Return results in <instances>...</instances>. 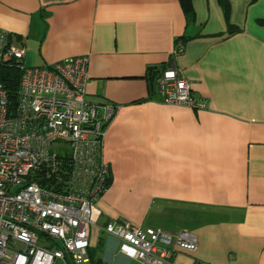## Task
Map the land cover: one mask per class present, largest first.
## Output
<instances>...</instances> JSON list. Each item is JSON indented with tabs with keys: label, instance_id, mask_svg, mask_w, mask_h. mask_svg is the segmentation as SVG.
<instances>
[{
	"label": "crops",
	"instance_id": "1",
	"mask_svg": "<svg viewBox=\"0 0 264 264\" xmlns=\"http://www.w3.org/2000/svg\"><path fill=\"white\" fill-rule=\"evenodd\" d=\"M0 0V28L27 66L89 57L87 99L110 103L90 247L101 264H142L103 228L198 236L175 264H264V0ZM175 68L204 106L165 103ZM89 261L87 264H91Z\"/></svg>",
	"mask_w": 264,
	"mask_h": 264
},
{
	"label": "built area",
	"instance_id": "2",
	"mask_svg": "<svg viewBox=\"0 0 264 264\" xmlns=\"http://www.w3.org/2000/svg\"><path fill=\"white\" fill-rule=\"evenodd\" d=\"M24 56L0 28V62ZM88 67L87 55L51 66L24 64L16 111L0 83V264L90 261L96 202L110 182L103 147L115 107L87 99ZM158 83L165 103L206 104L175 68L163 70ZM103 230L142 264H175L176 250L195 251L199 243L190 230L142 228L127 219Z\"/></svg>",
	"mask_w": 264,
	"mask_h": 264
},
{
	"label": "trees",
	"instance_id": "3",
	"mask_svg": "<svg viewBox=\"0 0 264 264\" xmlns=\"http://www.w3.org/2000/svg\"><path fill=\"white\" fill-rule=\"evenodd\" d=\"M188 22L193 21L195 18V12L192 0H179ZM225 14L228 17V0L221 1ZM24 65L23 60L11 58L0 62V83L8 91L9 105L12 111H16L19 99L20 83L22 78ZM45 185V182H42ZM91 264H101L95 258L92 250H88ZM73 264V263H71Z\"/></svg>",
	"mask_w": 264,
	"mask_h": 264
}]
</instances>
